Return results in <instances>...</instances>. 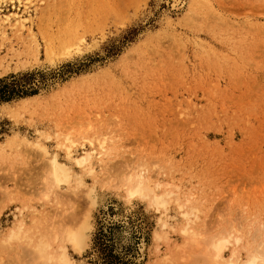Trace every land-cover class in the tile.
<instances>
[{"label": "rangeland", "instance_id": "374dc122", "mask_svg": "<svg viewBox=\"0 0 264 264\" xmlns=\"http://www.w3.org/2000/svg\"><path fill=\"white\" fill-rule=\"evenodd\" d=\"M15 15L22 31L0 27V79L16 91L0 100V240L82 218L93 189L77 263L156 264L192 207L204 240L239 239L226 258L264 243V0H0V19ZM52 154L72 177L46 197ZM128 172L167 208L129 198ZM22 246L0 264H36Z\"/></svg>", "mask_w": 264, "mask_h": 264}, {"label": "bare ground", "instance_id": "6f19581e", "mask_svg": "<svg viewBox=\"0 0 264 264\" xmlns=\"http://www.w3.org/2000/svg\"><path fill=\"white\" fill-rule=\"evenodd\" d=\"M24 1L25 3H28L30 0H24ZM23 6H26V5H23ZM13 17H14L13 19H11L9 16H5L1 18L0 27L2 23L7 22L8 26L13 28L12 31H15V30L20 31L21 29H23L24 26L26 25L25 24L26 19L21 17L20 15H17V16L15 15ZM70 38L71 36L69 37V39ZM90 139H92V137H90ZM65 140L63 139V141L65 142L68 141L67 143H70L64 148L66 151L65 154H67V158L69 160H73L74 162H76V164L80 166L86 165L89 168V171L92 170V159H93L94 153L86 151L83 154L81 153L82 155L80 157L76 156V158H73L74 156L73 157L71 156L72 154L71 147L73 146L75 142L73 143V141H71L69 136H65ZM104 141L105 140L103 139V141L101 140L98 143L101 149H104ZM35 145H36V148L41 152V154L45 156L47 155V151L45 150V147L41 143L35 142ZM47 163H48V166H47ZM47 163H45V165L47 166L48 170L46 171L47 172L46 176H44L46 184H47L46 191L44 192L46 197L50 194L52 188L54 187L57 188L61 184L68 183L72 177L70 169L66 166V164H64V162L62 163L58 160L56 154L50 155L48 157ZM128 177H129V172L127 174V178ZM140 177L141 176H137V177L135 176L134 179H131V178H128L127 180L125 179L126 183L125 182L124 183L126 184L127 196L129 198H132V197L149 198L151 204L154 207L167 208L168 203L171 200V199L169 200L168 198L169 193H166L167 191L166 192L164 191V193L156 194L155 193L156 191L153 192L152 190L153 188L151 189L149 186H147ZM78 183L80 184V181H78ZM80 186L78 185V187ZM176 187L177 186H175V188ZM55 188L53 190H56ZM86 192L87 193L85 196L87 197V202H88L87 206L89 205V208L85 209L86 211L88 210L86 214L83 211L84 214L82 213L83 215L82 218L80 216V219L76 218L75 220L74 217L76 215L73 216L72 220L73 218L74 220L71 223L69 222V224L61 223L59 230L57 228H51L49 230L47 228L42 229V227H39L41 224L39 222H38L39 226L38 224H36L35 226L36 228H31V227L23 228L22 224H18L15 228H11L10 231L4 236V238L0 240V249L3 248L9 251L16 250L18 247H21L22 242H25L26 249L24 248V246H22L23 249H25L23 251H25L26 254L29 255V257H31V259L36 262V264H81L80 262L79 263L75 262V260L71 256L72 254L70 253L69 248H71L74 251L82 252V250L87 245L88 234L91 228L89 224V219H90L89 209L92 206H94L96 201L93 195V189H89L88 191L86 190ZM176 206H178V209H181L184 207V203L178 204ZM192 208L189 210H183L181 212L182 216L184 217V223L182 224L180 228L182 240H181V243H179V245H176L175 253L172 254L171 252H169L165 254L164 257L162 256L163 258L160 261H158L156 264H178V260H181V259L183 261L181 260L182 263L180 264H190L188 263V261L192 257L197 259L196 261L200 262L201 264H264V243L263 244L260 243L261 244L260 247L258 246L256 248L247 247L248 249L246 248L247 252H246L244 259H240V255L237 253L236 248H233L229 256L226 258L225 250L229 247V245L232 244L233 241H235L237 244V242H239V239L238 238L232 239V236L230 235L231 233H229L230 231L229 230L228 231L229 234L227 232H226L227 234L217 233L218 235L216 236L214 235L212 237L209 236L208 240H204V238L200 236V233H198V231H194L191 226L194 220L192 218L193 217L197 218V216L194 214L195 209H192ZM68 220H71V219L68 218ZM63 221L66 222L65 220ZM166 224L167 223L164 221L162 222L161 225L165 226ZM156 238L157 239L166 238V235H160L157 233ZM185 259L188 261L186 262Z\"/></svg>", "mask_w": 264, "mask_h": 264}, {"label": "trees", "instance_id": "16d2710c", "mask_svg": "<svg viewBox=\"0 0 264 264\" xmlns=\"http://www.w3.org/2000/svg\"><path fill=\"white\" fill-rule=\"evenodd\" d=\"M14 89V83H6L0 79V100H6L13 95L16 92Z\"/></svg>", "mask_w": 264, "mask_h": 264}]
</instances>
